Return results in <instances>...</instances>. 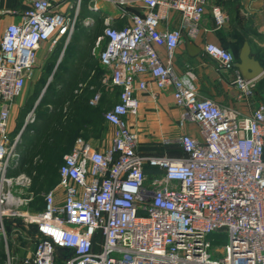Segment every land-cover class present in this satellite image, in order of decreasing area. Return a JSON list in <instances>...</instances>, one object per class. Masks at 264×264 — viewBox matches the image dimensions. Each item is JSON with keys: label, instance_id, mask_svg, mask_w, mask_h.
<instances>
[{"label": "built area", "instance_id": "obj_1", "mask_svg": "<svg viewBox=\"0 0 264 264\" xmlns=\"http://www.w3.org/2000/svg\"><path fill=\"white\" fill-rule=\"evenodd\" d=\"M211 0H27L20 19L9 24L0 44V242L9 252L7 220L37 234L32 254L22 264H264V104L250 115L198 95L187 75L173 68L174 53L186 30L198 33L199 18ZM1 3V0H0ZM85 7V9H84ZM217 26L228 14L211 8ZM103 30L95 41L101 82L119 88V99L104 118L114 128L104 151L78 140L63 156L58 183L43 194L44 207H31L32 178L13 174L18 167L21 132L11 135V107L32 79L43 43L67 46L79 25ZM180 16L175 29L160 25ZM158 47L167 51L161 59ZM205 53L224 69H234L233 54L215 44ZM149 74L159 89L171 87L183 121L199 125L202 140L182 134L181 156L145 155L139 135L126 118L139 110L138 90ZM256 79L237 71L234 85L252 97ZM102 93L91 104L97 105ZM165 144H169L165 141ZM160 177L148 182L146 168ZM64 198L56 202V191ZM226 239L215 245L211 236ZM1 264V263H0Z\"/></svg>", "mask_w": 264, "mask_h": 264}, {"label": "crops", "instance_id": "obj_2", "mask_svg": "<svg viewBox=\"0 0 264 264\" xmlns=\"http://www.w3.org/2000/svg\"><path fill=\"white\" fill-rule=\"evenodd\" d=\"M216 3L223 7L229 17L222 26L216 25L212 15L211 8ZM27 7V0H1L0 44L6 27L18 22L20 12ZM179 25L180 16L173 13L160 27L175 29ZM182 35L183 40L174 53L173 68L178 75H187L190 78L200 97L211 99L222 107L237 110L242 115H250L260 102H264V0H211L205 14L199 18L197 35L191 38L186 30H183ZM207 44H215L230 51L235 63H244L246 72H254L259 68L263 70L255 80L252 97L243 95L235 87L234 80L238 71L236 67L232 70L224 69L217 61L206 55ZM41 49L44 51L40 52ZM56 49V46L52 47L48 43H43L39 49L35 76L27 81L11 107L9 131L13 136L19 132L22 134L25 130L32 133L33 126L36 128L38 140L49 125L52 126L53 132L57 129L61 131V126H66L70 134L67 145L69 151L78 140L104 151L112 145L114 136V128L106 122L104 114L118 102L119 88L110 89L116 92V97L108 109L103 95L97 105H92L93 96L74 92L62 97L56 110L54 104L46 102L43 110L48 109L47 115L37 116V106L44 94H35L36 85L40 80L39 74L35 72L46 65V59L50 58L51 53L58 54V62L63 58L64 49L58 52ZM157 49L161 59L165 60L166 49L164 47ZM138 80H145L147 88L136 92L139 100L138 113L129 115L126 120L129 128L139 135L138 150L142 154L181 156L183 151L178 140L184 133L202 140L199 125L183 121L182 109L177 106L171 87L159 89L149 74L140 75ZM103 89L108 90L104 86ZM72 132L74 133L71 135ZM165 141L169 144H165ZM15 171L16 169L12 173L15 174ZM146 174L148 182H152L160 177L162 171L148 166ZM63 198V190L58 188L56 202H62ZM7 230L12 264H22L23 259L34 251L37 234L33 228L15 219L7 220ZM7 258L8 254L0 242V263L5 264Z\"/></svg>", "mask_w": 264, "mask_h": 264}, {"label": "rangeland", "instance_id": "obj_3", "mask_svg": "<svg viewBox=\"0 0 264 264\" xmlns=\"http://www.w3.org/2000/svg\"><path fill=\"white\" fill-rule=\"evenodd\" d=\"M88 15L94 16V23L88 26L79 25L67 46L63 42H59L56 45L57 52L62 48L64 49L63 58L58 62V54L51 53L50 58L46 59V65L41 70L35 72L40 76L39 83L35 88V94L39 95L43 93V96L49 100L48 102L54 104V110L58 108V101L62 97L69 96V94H73L74 92L89 94L91 97L101 92L103 99L105 98L107 109L110 108L116 97V92L109 88L103 91V87L98 86L101 70L98 61L99 50H95V41L97 33L103 28V21L100 16L92 12H86L83 18ZM45 50L47 51V49ZM43 51V49L40 50V52ZM34 76L35 74L33 78ZM260 103L264 104V102ZM31 127L33 128V132H26L24 136H28L26 139L31 140L35 145L38 142L36 139L38 135L35 132L36 128ZM26 139L25 137L21 138V145L19 144L18 146L19 153H22L23 146L27 145ZM33 202L34 206L32 208L38 209L41 204L40 200H33Z\"/></svg>", "mask_w": 264, "mask_h": 264}, {"label": "trees", "instance_id": "obj_4", "mask_svg": "<svg viewBox=\"0 0 264 264\" xmlns=\"http://www.w3.org/2000/svg\"><path fill=\"white\" fill-rule=\"evenodd\" d=\"M102 30L103 28L100 29L96 37L102 33ZM100 70L98 86L103 87L101 82L103 70L101 67ZM46 102L49 103L48 99L43 96L41 102L37 106V116L47 115L48 109L43 110V105ZM61 128V131L57 129L55 132H53L52 126L49 125L41 134L37 144L35 145L31 140L26 139L28 136H24L26 130L21 134V138L25 137L27 140V145L25 144V146H23L22 153H20V163L16 168L15 174L26 173L31 176V192H33L35 195L34 201L39 199L41 203L38 209L35 210L43 209V194L58 183L59 167L63 161V156L67 151H69L67 146L70 135L68 133V128L66 126H61ZM73 133L74 132H72L71 135ZM33 206L34 202L31 203V207ZM211 239H213V243L215 245H221L225 242L226 238L220 234H213Z\"/></svg>", "mask_w": 264, "mask_h": 264}, {"label": "water", "instance_id": "obj_5", "mask_svg": "<svg viewBox=\"0 0 264 264\" xmlns=\"http://www.w3.org/2000/svg\"><path fill=\"white\" fill-rule=\"evenodd\" d=\"M234 67H236L238 69L239 73L245 79H248V80L256 79L263 72V70L260 68L258 70H255L254 72H246L244 70V63H242V64L235 63Z\"/></svg>", "mask_w": 264, "mask_h": 264}]
</instances>
